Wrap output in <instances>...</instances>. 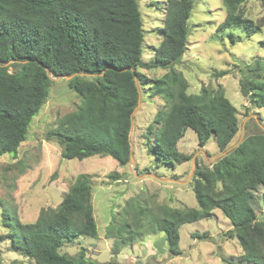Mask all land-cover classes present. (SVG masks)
<instances>
[{
	"label": "trees",
	"instance_id": "16d2710c",
	"mask_svg": "<svg viewBox=\"0 0 264 264\" xmlns=\"http://www.w3.org/2000/svg\"><path fill=\"white\" fill-rule=\"evenodd\" d=\"M221 1L225 15L216 29L239 26L247 36L255 31L264 36V16L245 15L248 0ZM258 2L264 8V0ZM193 5L194 0H165L161 39L145 62L137 0H0V155L16 156L47 98L50 76H69L67 85L80 97L77 107L45 133L46 139L58 143L64 158L101 155L111 156L121 166L129 163L131 112L142 85L151 97L164 101L143 134L146 152L156 164L174 168L191 159L176 148L186 128L196 133L199 145L213 136L220 153L228 149L240 125L237 108L222 85H202L198 93L188 92V81L173 67L187 48ZM229 37L234 42L233 34ZM260 42L264 44V38ZM138 68L166 72L149 78ZM226 73L219 70L213 75ZM238 73L246 115L250 108L264 109V55L238 66ZM253 120L258 121L257 132L245 134L212 163L195 164L191 186L197 207L157 205L145 224L141 220L147 208L128 201L118 217L112 214L104 237L126 245L141 237L146 226L163 232L168 253L176 256L181 253L179 226L211 217L217 208L230 221L227 233L241 248L239 255L222 257L223 261L264 264V216L250 203L252 190L264 186V129L259 117ZM108 177L120 175L112 171ZM91 185L90 174L78 173L56 207L40 208L33 221H17L14 248L35 264H98L85 254L84 246L75 255L61 251L78 235L97 237ZM193 234L207 237L206 232Z\"/></svg>",
	"mask_w": 264,
	"mask_h": 264
},
{
	"label": "rangeland",
	"instance_id": "374dc122",
	"mask_svg": "<svg viewBox=\"0 0 264 264\" xmlns=\"http://www.w3.org/2000/svg\"><path fill=\"white\" fill-rule=\"evenodd\" d=\"M137 1L143 27L142 60L147 62L161 39L159 27L163 24L165 0ZM224 15L221 0H194L187 20V48L173 67L188 81V92L198 93L202 85H222L225 96L237 108L240 128L231 141L233 144L242 131L244 136L260 129L253 118L259 117V124L264 128V109L250 108L246 115L243 108L246 102L238 85V66L250 63L256 55H264V44L260 42L264 36L262 31L247 36L239 26L219 31L216 26ZM245 15L252 19L264 16V8L258 0H248ZM230 33L234 42H231ZM137 70L149 78L166 72L162 68ZM219 70L227 73L214 76L213 72ZM50 80L47 98L33 117L16 156L0 155V264H35L14 248L17 241L14 225L17 221H33L42 207H56L78 173L92 176L91 202L98 234L97 237L78 235L63 244L62 252L75 255L84 246L85 254L98 264H227L222 257L240 254L237 239L227 233L232 225L217 208L211 217L179 226L181 253L176 256L168 253L163 232L150 231L146 226L141 228L144 232L141 237L126 245H118L114 238H105V227L112 214L118 217L128 201H138L147 208V215L141 220L145 224L148 215L157 212V205L197 207L191 186L195 164H210L220 152L213 136L201 146L196 133L186 128L176 148L191 155V159L174 168L156 164L154 156L146 152L143 134L156 111L164 108V101L158 96L151 97L147 86L142 85L139 103L132 114V163L121 166L111 156L101 155L82 160L64 158L58 143L46 139L45 133L56 125L58 118L77 107L80 97L69 88L66 77L50 76ZM112 171L120 177H108ZM252 192L251 206L259 216H264V186H258ZM204 232L206 238L193 236V233Z\"/></svg>",
	"mask_w": 264,
	"mask_h": 264
},
{
	"label": "water",
	"instance_id": "95a60500",
	"mask_svg": "<svg viewBox=\"0 0 264 264\" xmlns=\"http://www.w3.org/2000/svg\"><path fill=\"white\" fill-rule=\"evenodd\" d=\"M44 69H45L46 73H49V69L47 67H44ZM57 77H60V76H57ZM62 77H66L67 79L69 78V76H62ZM134 79H135V85L137 87L138 84H137V81H136V76H134ZM138 97H139V90H138ZM138 103H139V98H138ZM136 107L137 106H135V108L131 112V117H132V114H133L134 110L136 109ZM131 129H132V123L130 125L129 133L131 132ZM242 137H243V131H242L241 135L239 136L238 140L233 145H231L230 147H228V149H226L225 151L221 152L217 157L224 155L227 151H229L231 148H233L234 146H236L241 141ZM213 160H215V158ZM132 162H133V153H132V145L130 144V158H129V163H132ZM191 174H192V170L190 172V175ZM110 264H120V263L119 262H112Z\"/></svg>",
	"mask_w": 264,
	"mask_h": 264
}]
</instances>
